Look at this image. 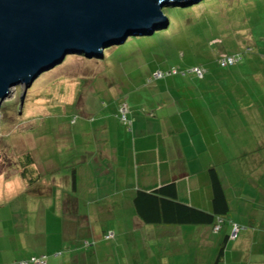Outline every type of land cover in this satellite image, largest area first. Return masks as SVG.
Wrapping results in <instances>:
<instances>
[{
  "label": "crops",
  "instance_id": "crops-1",
  "mask_svg": "<svg viewBox=\"0 0 264 264\" xmlns=\"http://www.w3.org/2000/svg\"><path fill=\"white\" fill-rule=\"evenodd\" d=\"M154 73L146 83L165 84L150 90V106L139 103L144 111L133 113L131 133L96 134L94 150L72 152L69 170L51 188L39 182L37 197L0 198V264L42 255L46 264H264V93L257 100L255 87L253 102L237 101L239 90L230 84ZM177 90L192 100L172 96ZM108 119L101 128L110 127ZM211 169L228 204L218 230L147 225L136 216L137 191L170 183L180 202L213 212ZM109 233L112 239L105 238Z\"/></svg>",
  "mask_w": 264,
  "mask_h": 264
},
{
  "label": "rangeland",
  "instance_id": "rangeland-1",
  "mask_svg": "<svg viewBox=\"0 0 264 264\" xmlns=\"http://www.w3.org/2000/svg\"><path fill=\"white\" fill-rule=\"evenodd\" d=\"M163 13L169 28L106 48L103 60L68 55L62 64L41 74L26 92L21 115L16 107L22 85L11 88L0 107V198L37 197L34 189L39 182H49L51 188L57 175L69 170L72 152L84 146L94 150L96 134L114 135L119 129L131 133L133 113L144 111L139 103L149 105L150 90L165 84V80L146 83L151 72L176 69L186 73L190 84H203V80L230 84L239 90L236 100L243 102H253L250 94L258 88L260 98L261 90L264 93V0H203L187 8L164 7ZM212 39L217 42L211 43ZM247 50L251 51L245 54ZM225 54L240 57L239 62L221 67L220 55ZM194 67L204 70V79L188 73ZM229 72L233 76L224 80L221 74ZM190 74L201 80H192ZM175 84L170 91L176 90ZM172 96L192 100L189 93L178 90ZM122 105L126 106L125 122ZM108 118L110 127L101 128L100 121ZM28 157L31 162L25 166ZM25 168L28 176L24 178Z\"/></svg>",
  "mask_w": 264,
  "mask_h": 264
},
{
  "label": "water",
  "instance_id": "water-1",
  "mask_svg": "<svg viewBox=\"0 0 264 264\" xmlns=\"http://www.w3.org/2000/svg\"><path fill=\"white\" fill-rule=\"evenodd\" d=\"M202 0H0V107L11 88L26 92L43 73L68 55L102 59L104 50L129 37L165 30L168 6L189 7Z\"/></svg>",
  "mask_w": 264,
  "mask_h": 264
},
{
  "label": "trees",
  "instance_id": "trees-1",
  "mask_svg": "<svg viewBox=\"0 0 264 264\" xmlns=\"http://www.w3.org/2000/svg\"><path fill=\"white\" fill-rule=\"evenodd\" d=\"M199 3L195 5H198ZM103 59H105V55L102 60ZM27 161L28 162L24 163L25 166L31 162L29 157ZM210 171L211 183L213 186V212H206L196 209L180 202L177 198V188L175 183H170L167 185H162L151 191H137L132 198L133 209L136 216L147 225H212L215 227V225L218 222L221 223V221H223L224 217L227 215L228 204L225 192L215 170L211 169ZM24 175L27 176L26 168L22 172L23 177ZM112 238L113 236L109 239ZM221 256L222 251L219 253L216 261H219Z\"/></svg>",
  "mask_w": 264,
  "mask_h": 264
},
{
  "label": "built area",
  "instance_id": "built-area-1",
  "mask_svg": "<svg viewBox=\"0 0 264 264\" xmlns=\"http://www.w3.org/2000/svg\"><path fill=\"white\" fill-rule=\"evenodd\" d=\"M240 57L238 58L237 56H229V55H220V59H219V64L221 67H227L230 65H234L235 63H237L239 61ZM192 72H195L197 74V76L202 77L204 70L200 69L199 67H194L192 70ZM177 73L176 69H171L170 71H166V72H160L157 71L153 74V77L155 79H161V78H166L168 76L174 75ZM120 111L122 113V121H126V106H122L120 108ZM219 229V225L217 227H215V230ZM238 231V227L234 226L233 228V232H232V236L233 237ZM113 235L111 233L107 234L105 237L107 239L111 238ZM46 263V256L42 255V256H32L29 259L26 260H22L19 262V264H45Z\"/></svg>",
  "mask_w": 264,
  "mask_h": 264
}]
</instances>
